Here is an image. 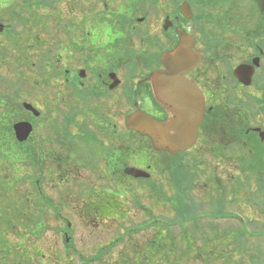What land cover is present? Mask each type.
I'll return each mask as SVG.
<instances>
[{"label": "flooded vegetation", "instance_id": "1", "mask_svg": "<svg viewBox=\"0 0 264 264\" xmlns=\"http://www.w3.org/2000/svg\"><path fill=\"white\" fill-rule=\"evenodd\" d=\"M178 48L200 55L178 76L197 88L189 99L180 90L166 97L152 79L169 71L162 58ZM0 66V185H11L0 194L21 183L40 200L5 220L0 237L11 246L16 237L15 256H23L25 241L45 236L51 211L57 257L103 259L109 246L86 254L74 233L78 225L91 236L121 231L133 206L126 179L161 171L172 224L186 225L172 195L191 168L208 159L234 169L238 147H249L245 135L264 129V0H0ZM222 165L221 186L232 188L236 176ZM137 169L149 176H133Z\"/></svg>", "mask_w": 264, "mask_h": 264}, {"label": "rangeland", "instance_id": "2", "mask_svg": "<svg viewBox=\"0 0 264 264\" xmlns=\"http://www.w3.org/2000/svg\"><path fill=\"white\" fill-rule=\"evenodd\" d=\"M2 72H4V67L0 66V73ZM254 122L255 120L252 119L250 124L255 125L256 123ZM262 124L263 121L257 126L262 127ZM245 139L249 147L245 149L238 147L237 162H234V169L230 167V164L227 161L218 164L215 161L211 162L207 159L206 162L202 164V167H204V172L200 174L198 171H196L195 173L197 175L196 177H198L196 185L193 186L190 191L183 189L181 192H179V194L172 195V197L182 202L180 205L182 208H184V211L186 208L192 211L191 206L194 207L193 211L189 212L192 218V221H190L191 223L188 221L186 225L172 224L175 223L172 222V220L176 218L170 215L168 211V201H166V198H169L170 196L168 182L165 179L161 181L159 183L160 186H158L160 177L163 176L165 178V175L157 172L155 173L154 178H156L157 186L160 187V192L163 193L159 203L158 200L157 202L152 201V199L149 198L150 194H145L147 196L140 194L139 181L126 179V187H129L130 190L128 191L127 199L124 195V201L129 206L130 204L133 206L129 207L127 211L130 213L128 221L124 224L119 233L112 230V227L110 226L107 228H99L97 230V235L91 236L86 228H83L80 225L77 226L76 232L74 233V236L77 235V237L75 236V240H77V242L82 239L85 241V245H81L80 242L76 243L77 247L84 250V252L87 254L93 249L100 250L103 247L109 246L110 248L108 250H110V254L108 256L104 257L103 259L96 258L89 262L86 260L89 258L57 259L54 255H52V253H54L56 249L60 248L55 245L56 243L51 241L50 237V235L53 234L52 231L54 229V227L51 225L54 224L57 228V224L53 222V220L56 218V214L48 211V213L44 215L47 223L45 226L46 230L44 232L45 236L42 238V240L39 241L34 238H30L28 242L25 241V245H27L28 250L34 247L39 252L41 250L42 255L45 254V257L43 259L40 258V256L34 258V255L37 252L30 251V253H24V257H21L22 259L19 258L14 260L19 261L20 263L23 259H26L28 260V264H117V262L124 264L126 263V260H128L129 263H132L135 259L136 251L138 254H140V252L143 251V246L147 245V240L150 237L152 238L155 236L158 232H169L168 234L171 237V240L173 239L176 249L181 252L180 247H183V242L185 239H188L187 235L190 234L191 228L197 226V228L203 227V225L206 224V221L210 220L207 218V215L213 218L215 214L237 216L241 221L237 218V220H232L231 218H228L230 220H223L219 218L222 216H218L215 219L213 218V222L218 226H222L219 227L222 230L227 231L232 229L235 231L238 229L240 233L242 232L241 227L245 226L250 237L244 235L245 237L238 238V240H242V242H244L243 238L247 239L248 242H251L249 246H252L251 248L253 250L256 249L258 252H260L259 256H264V190H262L261 193L257 191L259 188L255 187L253 182L256 179L255 173L259 171L261 172L264 169V148L260 144L256 135L253 133H248L245 135ZM247 150H250L252 153L251 158L249 157ZM222 164H224L226 168L230 169V171H232L235 176H238L236 177V181L233 184V187L236 188L237 192L233 195L231 194V198H229V189L226 190L227 194L220 193L215 190L216 187H214V185H210L209 188L200 190L201 187L204 186V184L210 179H220L221 181L224 180L220 169L223 166ZM205 166L208 170L214 166V171L212 172L214 174V178H206L207 172L205 171ZM2 171L3 172L1 173H4V175H6V172H8V170L4 171L3 169ZM78 182L80 183L81 180H78ZM5 186L10 187L11 185L5 184ZM5 186H1L2 189ZM13 187H16L17 189H5L6 193H2V196L5 197L6 203L12 212L11 215L7 216V220L14 219L16 215L23 217L25 207H28L30 210H32L29 204L38 203L40 201L38 196H31L28 193L26 185L14 183ZM143 187L144 186H141V188ZM45 191L47 195L57 200L58 196L56 195V191L47 190V188ZM7 192L9 194H7ZM74 197L73 203L76 202L77 205H80V197ZM134 197H136V200L132 199ZM177 200L176 203L178 202ZM24 201H28V203L24 205ZM136 203H138L137 205L142 204L140 207H142L143 210H137V208H135ZM61 213L68 214L66 211H61ZM50 221L52 222L51 224H49ZM238 221L241 225L238 223ZM29 226L33 228V225L30 224ZM109 229H111V231ZM185 234L186 237H184ZM118 237H121V239L117 240ZM196 237L195 247L199 249L201 247L203 249V243L205 242H202L203 240H201V236L200 238L198 236ZM225 237L232 238L229 233L225 234ZM183 239L184 241L181 242ZM232 239L235 240L236 238ZM171 240H165L166 247H171ZM15 243L16 237L13 239V244ZM255 244L257 245L254 246ZM58 245L60 244L58 243ZM225 245L230 246V243H226ZM6 246L10 248L8 245ZM187 246L189 245H186V247ZM195 247L191 248L190 246L189 250L192 253H195ZM224 249H226L224 256L217 259H207V254H205L203 250H197V252L201 251L199 256L200 259L192 264H239L240 256H243L241 251H239V249L233 248ZM27 255H29V258L25 257ZM30 256L32 257L31 260ZM229 257L233 260L230 261ZM11 258L13 260L14 257ZM247 258H250V254ZM226 259L228 261H226ZM169 260L170 264H172L173 259L169 257ZM185 264H188V261H186ZM250 264L253 263L251 262Z\"/></svg>", "mask_w": 264, "mask_h": 264}, {"label": "trees", "instance_id": "3", "mask_svg": "<svg viewBox=\"0 0 264 264\" xmlns=\"http://www.w3.org/2000/svg\"><path fill=\"white\" fill-rule=\"evenodd\" d=\"M258 177L256 178V182L258 184V187L260 188H264V170L262 173H257ZM263 175V176H262ZM211 230L212 232H214L213 234L217 237H215L212 241L213 244L218 240V236L223 237L225 234H228L229 231L226 232L225 231H221L219 230L218 227L215 226H206L205 228H200L201 231H203L204 234H206L208 232V230ZM200 230H195V228H191V232L190 234L192 235H196L197 233H199ZM168 232L166 233H157L156 234V240L154 242H150V246L151 248L148 250L151 253V256L149 258H142V259H136L133 261V264H170V260L169 257H171L173 259L172 264H185L186 261H188V264H192L195 261H198L200 258L198 254H194L189 252L187 258H185L183 255L179 254L178 256L173 255V251L171 248L166 247V241L167 240V235ZM207 235V234H206ZM220 240V239H219ZM209 240H207V247L208 250H205V253L207 254V256H211V257H215V259L219 258V257H223L224 256V252L226 249H224V244H221L219 250H216V252L214 251H210L212 249H214L213 246L208 245ZM217 244H214V246L216 247ZM229 247V246H228ZM232 249V248H231ZM236 249H239V251H241L243 256H240L239 259V264H250L251 262L253 264H264V260L263 258H261V256H259L260 252H255L254 250L252 251L248 242L244 241V242H239L236 245ZM10 249H8L7 247H5L3 240H0V263H2L5 260V257H3V253H10L9 252ZM183 254V252H182ZM250 254V258H247L248 255ZM209 259V258H207ZM229 260H233L232 258L229 257ZM248 260V261H247ZM226 261H228L226 259ZM16 264V263H14Z\"/></svg>", "mask_w": 264, "mask_h": 264}, {"label": "water", "instance_id": "4", "mask_svg": "<svg viewBox=\"0 0 264 264\" xmlns=\"http://www.w3.org/2000/svg\"><path fill=\"white\" fill-rule=\"evenodd\" d=\"M169 59L171 61V64L169 65L170 72L160 73L154 77L156 82L160 81L161 83V85L158 84L159 86L158 88L160 89L159 91L160 92L163 91L164 95L167 97L166 91L180 90L182 91L183 98L189 99V96H191L192 92L196 91V89L193 86H191V84H188L186 82L179 83L177 79V74L180 70L184 71L192 67V65L196 62L198 58L194 57L193 55L185 51L178 50V51H175L173 54H171L169 56ZM241 77L243 78L244 76H241ZM188 116H190V113L187 111H184V117L187 119ZM137 122H138V118L135 117V115H132L127 119V126L129 128H134L135 123ZM261 137L262 138L264 137V133L261 134Z\"/></svg>", "mask_w": 264, "mask_h": 264}]
</instances>
